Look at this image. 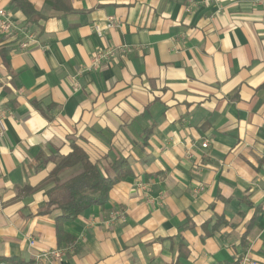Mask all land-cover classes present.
I'll return each mask as SVG.
<instances>
[{
    "label": "crops",
    "instance_id": "0c3cea01",
    "mask_svg": "<svg viewBox=\"0 0 264 264\" xmlns=\"http://www.w3.org/2000/svg\"><path fill=\"white\" fill-rule=\"evenodd\" d=\"M24 1L33 24L0 0L40 43L22 52L0 35V258L264 264V0H193L189 12L187 0ZM72 146L109 176L123 158L130 175L62 224L73 241L59 247L60 212H45L40 186Z\"/></svg>",
    "mask_w": 264,
    "mask_h": 264
},
{
    "label": "trees",
    "instance_id": "16d2710c",
    "mask_svg": "<svg viewBox=\"0 0 264 264\" xmlns=\"http://www.w3.org/2000/svg\"><path fill=\"white\" fill-rule=\"evenodd\" d=\"M26 17L27 24L37 21L38 14L24 0H11ZM52 8L60 4L65 6V0H44ZM65 11L70 8L64 7ZM150 130L144 135L147 138ZM78 167V171L71 176L60 179L62 172ZM112 175H105L97 164L90 161L89 157L77 146L71 147V152L60 158L47 179L40 188L45 190L47 201L46 211L58 210L60 215L56 220L57 242L59 247L71 244L73 238L61 228L65 222H72L93 206L103 207L108 201L111 188L130 175V167L123 158L116 159L110 166ZM0 264H15L13 260L0 258ZM17 264V263H16Z\"/></svg>",
    "mask_w": 264,
    "mask_h": 264
},
{
    "label": "built area",
    "instance_id": "2783aa9c",
    "mask_svg": "<svg viewBox=\"0 0 264 264\" xmlns=\"http://www.w3.org/2000/svg\"><path fill=\"white\" fill-rule=\"evenodd\" d=\"M211 0H204V2L209 3ZM193 0H187L186 11L189 12ZM112 21V20H110ZM111 24V23H110ZM110 24L107 25V28L110 27ZM95 31L98 36L101 35V30L98 27H95ZM0 35L9 38L17 46V48L22 52H28L33 48H38L40 43L36 37L34 31L26 24L19 23L12 19L10 15L3 9H0ZM127 51V47L122 46L120 48H107L103 51H99L94 54L91 58V69L99 67L101 64H109L113 59L116 58L118 53H123ZM1 118V115H0ZM202 148H206L207 144L204 142L201 145ZM199 188L196 192H198ZM118 219L123 220V214H117ZM116 216H113L112 219H115ZM29 248H34L35 241L30 239L28 241ZM63 252L59 249L48 250L43 252H36L31 255V259L36 264H51L54 260H59ZM237 264H255L247 256L241 258Z\"/></svg>",
    "mask_w": 264,
    "mask_h": 264
}]
</instances>
